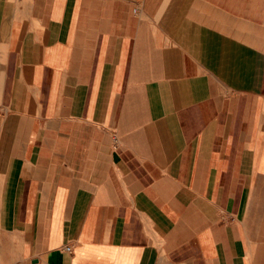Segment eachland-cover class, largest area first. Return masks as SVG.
Wrapping results in <instances>:
<instances>
[{
    "label": "crops",
    "instance_id": "0c3cea01",
    "mask_svg": "<svg viewBox=\"0 0 264 264\" xmlns=\"http://www.w3.org/2000/svg\"><path fill=\"white\" fill-rule=\"evenodd\" d=\"M0 264H264V0H0Z\"/></svg>",
    "mask_w": 264,
    "mask_h": 264
},
{
    "label": "built area",
    "instance_id": "2783aa9c",
    "mask_svg": "<svg viewBox=\"0 0 264 264\" xmlns=\"http://www.w3.org/2000/svg\"><path fill=\"white\" fill-rule=\"evenodd\" d=\"M67 251H68V252H72V249H71V248H67Z\"/></svg>",
    "mask_w": 264,
    "mask_h": 264
}]
</instances>
